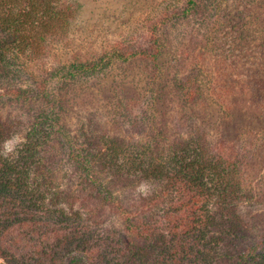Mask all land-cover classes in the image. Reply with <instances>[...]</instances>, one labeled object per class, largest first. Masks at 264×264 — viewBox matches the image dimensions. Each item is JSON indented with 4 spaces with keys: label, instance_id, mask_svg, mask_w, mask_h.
Segmentation results:
<instances>
[{
    "label": "rangeland",
    "instance_id": "obj_1",
    "mask_svg": "<svg viewBox=\"0 0 264 264\" xmlns=\"http://www.w3.org/2000/svg\"><path fill=\"white\" fill-rule=\"evenodd\" d=\"M68 1L80 9L83 35L94 39L92 45L79 47V53L101 52L110 45L136 53L151 50L155 42L161 45V53L157 64L136 55L127 62L115 59L109 74L91 77L83 84L88 87L85 92L78 85L61 89V123L89 157L96 154L90 174L112 192L111 200L97 192V182L89 181L82 169L67 162L53 139L50 144L57 148L52 152L59 168L47 177L50 188L44 189L42 205L63 208L66 214L79 211L81 222L95 235L96 227L83 216L82 206L90 205L96 220L104 221V228L117 231L122 219L116 204L132 209L148 195L162 193L165 204L175 196L171 183L163 177L161 163L178 152L171 143L200 135L204 158L214 162L217 157L219 162L223 156L227 162L238 163L235 173L242 175V183L239 178L235 182L234 173H227L223 182H208L211 188L222 190L219 199L209 204L214 222L211 232L224 239L240 236L239 241L260 237L264 228V0H195L191 13L189 0ZM168 16L174 20L166 21ZM39 64L30 62L29 70L37 72ZM190 80L198 94L184 104L179 86ZM12 81L16 80L8 82ZM30 105L0 106V119L18 125V132L10 130L0 140V152L9 157L24 141L41 103ZM154 131H160L163 138L153 141ZM113 138L116 146L110 144ZM147 140L158 142L151 148L154 163L162 169L157 177L145 178L147 171L140 167L146 169L147 162L117 173L104 163L117 149L119 162L124 158L128 164L135 162L127 155L136 157ZM27 173L41 179L31 169ZM233 226H241L244 232L228 233Z\"/></svg>",
    "mask_w": 264,
    "mask_h": 264
},
{
    "label": "trees",
    "instance_id": "obj_2",
    "mask_svg": "<svg viewBox=\"0 0 264 264\" xmlns=\"http://www.w3.org/2000/svg\"><path fill=\"white\" fill-rule=\"evenodd\" d=\"M188 3L191 13L196 2ZM79 12L68 0H0V106L41 103L34 110L24 141L14 148L15 155L0 152V264H264V228L260 237H243L241 242L240 236L224 239L211 232L214 222L209 204L219 199L222 190L211 188L208 182H223L227 173H234L235 182L242 183V175L235 173L238 163L227 162L223 156L219 162L217 157L214 162L204 158L200 135L171 143L178 152L161 163L163 177L171 183L175 196L165 204L162 193L148 195L132 209L116 204L122 219L117 231L104 228V221L96 220L95 208L90 205L82 206L83 216L96 227L95 235L81 222L79 211L66 214L63 208L46 209L42 205L44 189L50 188L47 177L59 168L52 152L56 147L50 144L53 139L61 154L68 157L67 162L82 169L89 181L97 182V192L111 200L112 192L90 174L96 154L89 157L82 145L69 138L61 123V89L78 85L85 92L88 87L83 84L91 77L109 74L115 68V59L127 62L136 55L157 64L161 53V45L156 42L151 50L139 49L136 53L113 45L89 55L79 53V47L94 43L93 37L81 32ZM172 16L165 20L172 22ZM74 40L76 44L71 47ZM32 61L40 63L37 72L29 70ZM12 78L16 81L8 82ZM179 90L185 96H181L184 104L198 94L191 80L181 83ZM17 126L16 121L0 119V140L12 133L10 130L18 132ZM151 137L153 141L163 138L160 131H154ZM110 144L116 146L115 138ZM157 144L147 140L136 157L127 155L135 158L130 164L126 158L118 161V149L104 163L117 173L147 162L146 169H140L147 171L145 178H155L162 170L151 155V148ZM28 169L41 179L31 178ZM236 227L227 232L235 235L243 231L241 226Z\"/></svg>",
    "mask_w": 264,
    "mask_h": 264
}]
</instances>
